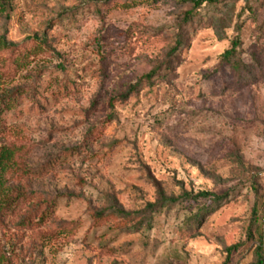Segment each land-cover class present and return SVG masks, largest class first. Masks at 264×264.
Masks as SVG:
<instances>
[{"label": "rangeland", "instance_id": "1", "mask_svg": "<svg viewBox=\"0 0 264 264\" xmlns=\"http://www.w3.org/2000/svg\"><path fill=\"white\" fill-rule=\"evenodd\" d=\"M189 9L0 0V264H264V0Z\"/></svg>", "mask_w": 264, "mask_h": 264}, {"label": "trees", "instance_id": "2", "mask_svg": "<svg viewBox=\"0 0 264 264\" xmlns=\"http://www.w3.org/2000/svg\"><path fill=\"white\" fill-rule=\"evenodd\" d=\"M139 1V0H137ZM152 2H156L157 0H151ZM180 3L188 4L190 6V9L188 12L184 13L181 17L182 23L188 24L192 20H194L198 14V12L202 8H216L218 7L222 1L224 0H176ZM44 44V43H43ZM180 46V41H177L176 47L173 50H176L177 47ZM12 44L5 42L2 38H0V51L3 49H11ZM172 50V51H173ZM236 50V45L233 44L229 50H226L222 53L221 59L224 61H228L233 56L234 52ZM21 60H19L20 62ZM154 73H150L143 77L141 80L149 81L153 77ZM5 79L0 76V132L3 130V117L10 112L17 104L18 99L23 95L21 90L19 89H13V90H7L4 83ZM136 89V86H133L131 88L134 91ZM17 149L11 146H0V211L12 209V205L14 206L17 200L26 201L28 196L22 195L19 192L16 193L13 197L9 196L7 197V189L4 187V181H3V175L9 170V167L13 163V160L15 158ZM46 172L43 169H39L36 172H30L29 170H23L21 171V174L24 175L25 178H40L43 176ZM31 176V177H29ZM210 196L207 192H201L198 193L195 198L196 199H206ZM187 198V197H186ZM173 203L174 201H169ZM117 215L120 216V219L124 218L126 216L123 212H116ZM44 215H41L39 219L34 222L36 218H33L32 216H27L23 218L20 221V225L24 227H28L30 225H38L40 222L43 221ZM255 260L256 264H263L262 254L259 249L255 251Z\"/></svg>", "mask_w": 264, "mask_h": 264}, {"label": "built area", "instance_id": "3", "mask_svg": "<svg viewBox=\"0 0 264 264\" xmlns=\"http://www.w3.org/2000/svg\"><path fill=\"white\" fill-rule=\"evenodd\" d=\"M261 203H262V205L264 207V193H262V195H261Z\"/></svg>", "mask_w": 264, "mask_h": 264}]
</instances>
